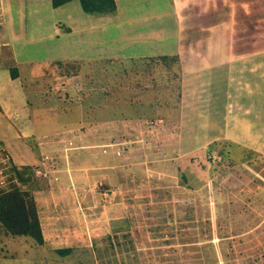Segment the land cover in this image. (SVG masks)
Returning <instances> with one entry per match:
<instances>
[{
    "label": "rangeland",
    "instance_id": "rangeland-1",
    "mask_svg": "<svg viewBox=\"0 0 264 264\" xmlns=\"http://www.w3.org/2000/svg\"><path fill=\"white\" fill-rule=\"evenodd\" d=\"M123 1L128 2L124 10L128 20L123 25L129 29L124 33L112 26V14H107L111 11H85L77 0L56 7L49 0H0V33L40 60L60 54L64 40L78 42L72 46L78 52L84 47L85 52L97 48L108 52L109 46L127 54L168 50L175 21L170 14H159L167 9L168 0ZM65 26L82 28L66 34ZM113 33L121 34L119 40H111ZM96 37L102 40L98 46H86ZM137 61L130 57L104 60L99 71L87 78L103 88L102 102H110L109 91L115 87L114 103L121 118L114 133L118 142L98 148L106 152L114 147L117 158H109L105 164L110 167L102 172L92 168L87 181H66L65 190L57 189L53 181L60 179L50 178V171L45 178L35 175L32 188L51 182V199L62 193L67 200L63 206L50 202L59 242L50 244L55 248L41 246L30 236L10 235L0 227V264H35L36 252V264H264V156L242 159L234 150L232 159L223 160L219 140L182 155L174 119V87L147 77L134 83L127 73L122 74ZM83 63H67L62 70L80 72ZM16 67L23 69L36 118L40 80L50 72V65L35 61ZM78 97L73 93L70 98L74 107ZM129 113L138 117L129 121ZM200 138L197 132V144ZM69 145L61 154L65 170L71 169L73 160ZM56 163L54 158L47 162L50 168ZM12 181L9 158L0 147V188Z\"/></svg>",
    "mask_w": 264,
    "mask_h": 264
},
{
    "label": "crops",
    "instance_id": "crops-1",
    "mask_svg": "<svg viewBox=\"0 0 264 264\" xmlns=\"http://www.w3.org/2000/svg\"><path fill=\"white\" fill-rule=\"evenodd\" d=\"M113 1L114 8L107 13L112 14V26L122 33L129 31L123 25L128 20L124 16L128 2ZM159 14L172 15L174 39L168 50L151 55L127 54L108 44V52L98 48L85 52V47L78 52L72 47L78 42L64 40L62 47L59 45L60 54L40 60L22 50V44L7 40L6 35L0 33V147L10 161L15 165H31L33 171L42 165L47 173L50 171V178L60 179L53 181L59 190H65L68 180L69 184L87 181V173L92 172V168L96 173L104 171L110 167L105 164L109 158L114 161L118 154L114 147L101 152L98 146L118 142L114 133L121 118L114 103L117 101L115 87L109 91L111 103L102 102L103 88L99 84L95 86L96 80L87 79L88 75L92 77L94 70L99 71V63L107 59L171 54L177 57L179 70L174 119L181 154L192 153L219 140L229 141L233 151L252 150L264 156V0H168L167 9ZM80 28L65 26L63 33ZM119 36L121 34L113 33L111 40H119ZM101 41L96 37L86 46H98ZM79 42L84 44L85 39ZM9 56L15 76L9 73ZM79 60L86 62L81 65L80 72L62 70L67 63ZM35 61H46L50 65V72L40 80L41 98L36 118L35 106L33 113L23 82V69L16 67V64ZM79 75L85 80L78 81ZM73 93L79 94L75 107L70 101ZM132 115L129 113L127 120L138 117ZM197 132L201 134L198 144ZM108 134L113 135L108 137ZM93 142L95 144H91ZM68 143L71 147L69 159L73 160L69 161L71 169L65 170L61 154ZM51 158L59 163L50 168L47 162ZM41 185L32 188L42 234V242L38 244L50 246L59 242V227L50 215V202L56 201L63 206L67 200L62 193L51 199V182L44 188Z\"/></svg>",
    "mask_w": 264,
    "mask_h": 264
},
{
    "label": "trees",
    "instance_id": "trees-1",
    "mask_svg": "<svg viewBox=\"0 0 264 264\" xmlns=\"http://www.w3.org/2000/svg\"><path fill=\"white\" fill-rule=\"evenodd\" d=\"M67 1L69 0H50V4L54 7ZM78 2L85 11L106 12L114 8L113 0H78ZM136 59H138L137 63L128 66L122 74L127 73L134 83L143 77L157 81L160 79L164 85L173 86L175 97L177 96L179 70L177 57L174 54ZM7 62L10 75L15 76L16 70L10 56ZM230 145L229 141H221L218 153L224 158L223 160L232 159L235 155ZM253 154L257 153L252 150L240 152L242 159H248ZM9 164L14 181L5 188H0V227L6 233L27 235L37 243H41L42 234L32 193L35 179L33 168L28 164L15 165L10 159ZM57 251L62 252L63 249Z\"/></svg>",
    "mask_w": 264,
    "mask_h": 264
},
{
    "label": "built area",
    "instance_id": "built-area-1",
    "mask_svg": "<svg viewBox=\"0 0 264 264\" xmlns=\"http://www.w3.org/2000/svg\"><path fill=\"white\" fill-rule=\"evenodd\" d=\"M150 122L152 123V121H150ZM34 173H35V175H37L39 177H43V178L47 177V171L43 168H36L34 170Z\"/></svg>",
    "mask_w": 264,
    "mask_h": 264
}]
</instances>
